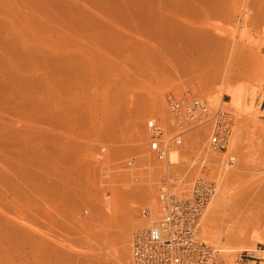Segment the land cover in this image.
Wrapping results in <instances>:
<instances>
[{
    "label": "rangeland",
    "instance_id": "374dc122",
    "mask_svg": "<svg viewBox=\"0 0 264 264\" xmlns=\"http://www.w3.org/2000/svg\"><path fill=\"white\" fill-rule=\"evenodd\" d=\"M205 2L0 0V264H117L101 227L107 205L117 190L123 206L133 205L155 171L216 180L200 240L216 250L217 264H264V24L253 20L260 5L239 24L215 21L222 43L214 45L184 22L204 25ZM182 92L234 113V169L219 168L223 156L206 148L203 130L170 153L175 164L149 152L146 121L166 124L164 97ZM158 182L154 204L136 205L133 232L158 218ZM242 189L259 198L248 202L253 214L237 201ZM210 206L221 207L211 236Z\"/></svg>",
    "mask_w": 264,
    "mask_h": 264
},
{
    "label": "built area",
    "instance_id": "2783aa9c",
    "mask_svg": "<svg viewBox=\"0 0 264 264\" xmlns=\"http://www.w3.org/2000/svg\"><path fill=\"white\" fill-rule=\"evenodd\" d=\"M169 120L155 118L145 123L147 147L155 159L167 162L169 154L182 148L185 135L207 134L206 148L222 155L219 168L234 169L238 156L229 150L235 123L234 113L221 104L189 92L164 97ZM164 126H167L166 128ZM193 166L206 167L192 158ZM126 166H134L129 161ZM217 188L216 180L183 179L180 174L162 175L157 186L158 218L150 226L134 231L130 244L131 264H217V252L200 240V221ZM143 217L149 216L142 210Z\"/></svg>",
    "mask_w": 264,
    "mask_h": 264
},
{
    "label": "bare ground",
    "instance_id": "6f19581e",
    "mask_svg": "<svg viewBox=\"0 0 264 264\" xmlns=\"http://www.w3.org/2000/svg\"><path fill=\"white\" fill-rule=\"evenodd\" d=\"M206 2L205 3H207V6L205 5V7H207V9H206V12L207 13H205L206 15H204V17H207V21H206V23L204 24V25H201V24H199L198 23V21H190V20H192V19H184V22L185 23H187V24H189V25H191L192 27H194V25L196 26V27H199V28H201V29H204V30H199V28L197 29L198 31H200L201 32V34H203L202 33V31H204V35H207V37H208V39H209V41L211 42V40L213 39V38H215L216 39V37L213 35V31H217V29H218V27H217V25L215 24L217 21H223L224 23H225V21H226V24H227V22L229 23V25H231L230 23H232V24H234V23H236V24H239L240 22H241V19H242V12H245V10L247 9V11H249L250 9L252 10V7L254 6V5H256V6H259L260 5V7H256L257 8V10H255V11H258L256 14L257 15H255V17L253 18V20H255V21H257L259 24H264V2H261L260 3V1L261 0H258L259 1V3L257 2V0H244L243 2H242V0H205ZM263 1V0H262ZM188 2V1H187ZM189 2L191 3V0H189ZM194 2V1H193ZM201 2V1H200ZM197 3V2H196ZM257 3H258V5H257ZM192 4V3H191ZM190 4V5H191ZM255 7V6H254ZM188 10V9H187ZM186 10V11H187ZM243 10V11H242ZM253 11H254V9H253ZM205 12V11H204ZM203 12V13H204ZM247 13H249V12H247ZM243 14H245V13H243ZM250 14L251 13H249V15L248 16H250ZM203 16V15H202ZM248 16L247 17H245L244 18V20H245V23H247L250 19L252 20V15L249 17L250 19L248 20ZM178 18V17H177ZM247 19V20H246ZM194 20V19H193ZM250 20V21H251ZM216 21V22H215ZM196 22V23H195ZM215 22V23H214ZM252 22V21H251ZM218 23V22H217ZM140 24V23H139ZM180 24H182V23H180ZM257 24V23H256ZM246 25V24H245ZM182 26H184V28L186 27L185 25H182ZM181 26V27H182ZM227 27V26H226ZM230 27H232V26H230ZM262 27V26H261ZM233 28V27H232ZM191 29V28H190ZM260 29V28H259ZM192 30H193V28H192ZM261 31V30H260ZM166 32V31H165ZM188 32V31H187ZM189 33V32H188ZM197 34H198V32H196ZM195 32H193V34H196ZM138 34V33H137ZM157 34V33H156ZM190 34H192V33H190ZM192 34V35H193ZM199 36H200V34H198ZM204 35H202L201 37H203ZM212 35V36H211ZM95 36V35H94ZM214 36V37H213ZM222 36V35H221ZM227 36V35H226ZM90 37V36H89ZM131 37V36H130ZM161 37V36H160ZM168 37V36H167ZM195 37H197V36H195ZM205 38H206V36H204ZM203 37V38H204ZM111 38V37H110ZM218 38H222V37H218ZM235 38V37H234ZM198 39V38H197ZM207 38L205 39V40H208ZM231 39H233V37L231 38ZM231 39H229L230 41H231ZM111 40V39H110ZM199 40H200V37H199ZM202 40V39H201ZM204 40V41H205ZM214 40V39H213ZM213 40H212V42H211V44H214L215 42H217L218 41V43L217 44H219V42L222 40H220L219 41V39H216L215 40V42L213 43ZM227 40H228V38H227ZM101 41H103V40H101ZM106 41V40H105ZM203 42V41H202ZM210 42H209V45H210ZM227 42V41H226ZM220 43H222V41L220 42ZM234 43V42H233ZM233 43H232V45H233ZM235 43H236V40H235ZM234 43V44H235ZM208 44V43H207ZM206 44V45H207ZM216 44V45H217ZM230 44V43H229ZM228 44V45H229ZM184 45V44H183ZM196 45V44H195ZM200 45V44H199ZM215 45V44H214ZM213 45V46H214ZM223 45V44H222ZM227 44H225V46H226ZM228 45L226 46V47H228ZM144 46V45H143ZM231 46V45H230ZM235 46V45H234ZM236 48L238 47L239 49H240V46H239V44H238V46H235ZM85 48V47H84ZM209 48V47H208ZM210 48H212V47H210ZM231 48H233L232 46H231ZM83 49V48H82ZM201 49H204V48H201ZM88 49L86 48V51H87ZM233 50H234V48H233ZM233 50H232V52H233ZM238 50V49H237ZM197 51V50H196ZM235 51V50H234ZM91 52V51H90ZM190 52V51H189ZM240 52V51H239ZM239 52H237V53H239ZM92 53V52H91ZM192 53V52H191ZM194 53V52H193ZM236 53V52H235ZM86 54V53H85ZM94 54V53H93ZM199 54V53H198ZM241 55V54H240ZM244 54H242V56H243ZM248 55V54H247ZM246 55V56H247ZM250 56V55H249ZM90 57V56H89ZM89 60V59H88ZM94 72V71H93ZM231 77V76H230ZM96 87V86H95ZM92 91H93V88H92ZM196 96V95H195ZM157 101V100H156ZM162 101V100H161ZM161 103V102H160ZM163 106V105H162ZM154 108H155V110L156 111H161L162 110V107L160 106V104H159V99H158V101L155 103V105H154ZM235 124V123H234ZM233 129H234V126H233ZM233 134V133H232ZM186 136V135H185ZM184 136V137H185ZM183 137V138H184ZM232 137V136H231ZM182 144H183V141H182ZM200 149V148H199ZM198 149V150H199ZM211 152V151H210ZM213 153V152H212ZM214 154V153H213ZM215 155V154H214ZM213 157V156H212ZM169 161H170V163L171 164H175L174 163V161H176V160H174V158H173V155H172V157H171V154H170V156H169ZM221 159V158H220ZM149 162H150V160H149ZM155 162V161H154ZM178 163V162H177ZM147 164V163H146ZM261 164V163H260ZM155 169V168H154ZM154 169H152L153 170V172H154ZM157 169V168H156ZM162 170V169H161ZM162 172V171H161ZM158 173V172H157ZM156 173V171H155V173H153V174H150V176H149V178H148V180L145 182V187L143 188V190L141 191V196L139 197H137L136 199H134V203H133V205H127V204H125L124 206H123V204H121L122 202H121V200L120 199H122L123 198V196H122V193H120L121 191H119V190H117V191H115L116 193H114V197L112 198V200L110 201V203H109V205H107V209H108V212H106V213H108V215H106L107 216V218H104V217H106L105 215H104V219L103 218H101V219H103L105 222V224L103 223V220H101L102 222L101 223H103L102 225H101V227H102V229L105 231V233H104V231L102 232V233H104L103 235L105 236V240L107 239L109 242H111L112 244H113V254H114V257H115V259H116V263L117 264H130L131 263V261L129 260V258H130V255H129V248H130V236H131V232H133L132 230H133V228H135V226H137V224L135 225V223L136 222H134V214H136V212L134 213V210L136 209V205H138V204H140V203H143V204H146V205H151V204H154V182L155 181H159L158 179H156V177L158 178L159 177V179L161 178V176L162 175H164V174H157ZM170 173V172H169ZM254 176H255V174H253ZM257 176V175H256ZM182 178L183 179H185L183 176H182ZM250 178V177H249ZM253 180V179H252ZM250 185V184H249ZM217 188H218V185H217ZM217 188H216V191H217ZM244 189V188H243ZM243 189L241 190V193L239 194V198H238V200L237 201H239L240 203V206H241V210H243V207L244 206H246V213L247 214H250V213H252V206H250V203H253V202H255L257 199H259V198H250V199H252L251 200V202L250 203H248L249 201H250V199H249V197H248V193H246L245 192V190H244V192H242L243 191ZM215 191V194H214V196H213V198H212V201H213V199L215 198V196L217 195V192ZM251 192V191H250ZM263 192V191H262ZM117 195V196H116ZM122 196V197H121ZM250 196V195H249ZM252 196V195H251ZM258 196H259V194H258ZM219 197V196H218ZM255 197H257V196H255ZM254 200V201H253ZM236 201V200H235ZM234 201V202H235ZM236 201V202H237ZM253 201V202H252ZM259 201V200H258ZM239 204H237L238 206H239ZM249 204V205H248ZM254 204V203H253ZM142 205V204H141ZM218 205H222L221 203L220 204H218ZM224 205V204H223ZM255 205V204H254ZM208 206H209V204H208ZM211 206H212V203H211ZM210 206V207H211ZM220 206H217L216 208H214V207H211L210 208V210H209V215L207 216V219L205 220L206 222H205V235L206 234H208L209 235V233L211 232H213L214 230L216 231V229H217V219H216V216H217V214H216V212L218 211V210H216V209H219V207ZM243 206V207H242ZM257 206V205H256ZM155 207V206H154ZM223 207V206H222ZM221 208V207H220ZM239 208V207H238ZM262 208V207H261ZM158 209V208H157ZM207 209V208H206ZM206 209H205V211H206ZM261 210V209H260ZM136 211V210H135ZM204 211V212H205ZM138 212V211H137ZM261 212V211H260ZM262 213V212H261ZM207 214H208V212H207ZM242 214H244V213H242ZM253 214V213H252ZM251 214V215H252ZM255 214V213H254ZM263 214V213H262ZM100 215V214H99ZM157 215H158V213H157ZM245 215V214H244ZM257 215V214H256ZM203 216V215H202ZM101 217V216H100ZM158 216H156V218H157ZM241 217V216H240ZM245 217V216H244ZM249 217V216H248ZM251 217V216H250ZM153 218V217H152ZM155 218V219H156ZM252 218V217H251ZM242 219V218H241ZM100 220V219H99ZM154 220V219H153ZM157 220V219H156ZM201 220H203L202 218H201ZM240 220V219H239ZM247 219H245V221H246ZM216 221V222H215ZM245 221H241L242 223H244ZM247 222V221H246ZM137 223H139V222H137ZM216 223V224H215ZM238 224H239V221L237 222ZM242 223H240L239 224V226L241 225V227L243 226V224ZM65 224V223H64ZM99 225H100V222L98 223ZM141 224V223H140ZM48 225V224H47ZM95 225V224H94ZM215 225V226H214ZM103 226H106L107 227V230H105L104 228H103ZM145 226V225H144ZM200 226H201V221H200ZM216 227V228H215ZM231 227V226H230ZM235 227H237V226H235ZM56 228V227H55ZM143 228H145V227H142V228H140V229H143ZM232 228V227H231ZM239 228V227H238ZM244 228V227H243ZM230 229V228H229ZM139 230V229H138ZM232 230V229H231ZM234 230V229H233ZM244 230V229H243ZM243 230H241V231H243ZM115 231V232H114ZM237 231V230H236ZM250 231V230H249ZM99 232V231H98ZM227 232H228V230H227ZM231 232V231H230ZM230 232H229V234H230ZM245 232H247V229H246V231ZM210 233V234H211ZM215 233V232H214ZM213 234V233H212ZM237 234V233H236ZM243 234V233H242ZM207 235V236H208ZM216 235V234H215ZM53 236V235H52ZM99 236V235H98ZM209 236H211V235H209ZM208 236V237H209ZM214 236V235H213ZM228 236H230V235H228ZM234 236V235H233ZM232 236V237H233ZM239 236H240V234H239ZM96 237V236H95ZM235 237H236V235H235ZM84 238V237H83ZM132 238V237H131ZM106 240V241H107ZM107 241V242H108ZM108 242V243H109ZM106 243V242H105ZM77 244V243H76ZM109 246V245H108ZM96 250V249H95ZM69 251V250H68ZM108 251V250H107ZM112 251V250H111ZM87 254H89V253H87ZM101 255H102V253H101ZM58 256V255H57ZM95 258V257H94ZM107 258V257H106ZM109 258V257H108ZM62 259V258H61ZM57 260V259H56ZM62 261V260H61ZM80 261V260H79ZM58 264V263H57ZM65 264V263H64Z\"/></svg>",
    "mask_w": 264,
    "mask_h": 264
}]
</instances>
